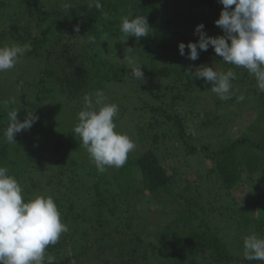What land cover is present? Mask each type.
Instances as JSON below:
<instances>
[{"label": "trees", "instance_id": "1", "mask_svg": "<svg viewBox=\"0 0 264 264\" xmlns=\"http://www.w3.org/2000/svg\"><path fill=\"white\" fill-rule=\"evenodd\" d=\"M5 1L6 11L1 8ZM89 3L0 0V43L30 46L24 55L37 59L38 85L60 97L73 122L69 131L76 143L67 138L63 124L61 131L53 124L49 131L32 126L22 131V140L17 133L16 143L7 142L8 112L17 103L0 105V165L21 184L25 199L51 195L69 229L46 254L55 257V264H264L243 258L245 237L264 238V136L254 139V130L264 133V92L247 69L221 57L214 70L237 74L231 99L221 100L211 83L191 77L196 70L192 60L178 49L181 42L198 41L195 28L201 23L208 36L223 35L215 24L223 5L218 0H100L97 9ZM130 14L145 16L151 28L149 36L141 37L146 41L136 38L133 47L144 81L156 80L140 105L148 107L140 116L150 120L142 123L137 117L141 148L128 154L123 167L100 173L73 129L85 94L107 93L126 81V68L102 59L100 49L103 40L104 47L113 48L111 40L125 37L121 17ZM213 53L211 46L200 51L195 63L209 61ZM252 111L258 116L254 129L234 137L236 118L244 112L249 118ZM18 119L25 118L18 112ZM29 132L37 138L27 153L33 144ZM199 154L210 160L209 168H182L191 167L185 165L187 157ZM171 158L178 165H165ZM240 185L253 188L238 202L232 191ZM138 195L154 201L149 213L138 208L144 205ZM154 212L163 215V223L151 229L145 220Z\"/></svg>", "mask_w": 264, "mask_h": 264}, {"label": "clouds", "instance_id": "2", "mask_svg": "<svg viewBox=\"0 0 264 264\" xmlns=\"http://www.w3.org/2000/svg\"><path fill=\"white\" fill-rule=\"evenodd\" d=\"M223 8L215 24L223 31L220 36H208L201 23L196 26L197 42L178 44L179 54L196 61L200 51L211 46L226 64L247 69L256 80V87L264 92V0H218ZM234 6V7H232ZM70 8V5H65ZM89 8L100 9V0H90ZM79 32V26H74ZM120 31L126 41L149 36L151 28L145 16L121 17ZM188 49L187 53L185 49ZM199 49V51H198ZM30 46L11 45L0 47V73L14 69ZM131 51V48L128 49ZM129 65L134 61L129 58ZM130 77L137 82L144 81L141 66L130 67ZM236 72H218L210 66L196 68L191 77L203 78L211 83V92L221 100L232 97V81ZM240 100L244 97L240 96ZM84 108L79 111L75 135L87 150L98 172L108 167L120 168L127 161L128 154L135 150V142L125 133L116 131L114 119L119 106L108 103L102 89L83 97ZM39 119L28 112L23 121L18 119V110L8 112V126L3 132L7 142H15L17 133L30 130ZM16 143V142H15ZM68 227L61 220V214L51 195H36L25 199L18 180L9 174L6 166L0 165V264H55V257L46 254L49 246L56 245ZM243 258L248 261L264 262V238L256 234L243 240Z\"/></svg>", "mask_w": 264, "mask_h": 264}, {"label": "rangeland", "instance_id": "3", "mask_svg": "<svg viewBox=\"0 0 264 264\" xmlns=\"http://www.w3.org/2000/svg\"><path fill=\"white\" fill-rule=\"evenodd\" d=\"M46 2H48L49 5H52V3H55V0H46ZM7 3L8 2L5 1L1 6V8L3 7V10L5 11L7 9ZM125 39L126 38L122 36L118 39L114 38L113 41L111 40L112 43L114 42L113 48H109V46L108 48L104 47V40L102 41L103 48L100 49L101 58L108 59L111 62L124 66L127 72L125 76L126 81L116 85L115 87H112L110 91L105 93V96L107 97L108 103H116L119 106L118 116L114 119V122L116 124V131L127 134L135 142V150H139L141 146L140 142L137 141V132L135 125L140 122L137 121L139 120V118L137 117H140V121L142 123H147L150 120L149 115H145L146 117L140 116L141 112L148 111V107L143 108L142 106H140L142 101L146 99L142 96H144L143 93L150 91L151 88L148 89V87L153 86V84L156 85V80L153 79L152 81L150 80L147 82L143 81L142 83L139 81L137 82L135 79H132L130 77L131 69L129 68L133 66H140V61L137 62V60L139 59L137 58L139 57V54L135 53V51L133 50L134 44L136 43L137 39L129 37L126 41H124ZM139 41H141V43H144L146 40L141 38L139 39ZM11 45L16 44H9L7 41L0 43V47ZM129 48H131V51L128 50ZM116 51L118 52L117 55H115ZM129 58L134 61L133 65H129ZM218 58L221 57H219L214 52L211 55V59L209 61L199 63H195V61H192L191 64L194 66L195 69L202 65H212V67H215V69L217 70L219 64ZM30 59H32L31 63L28 62ZM37 71V59L32 56L31 58H29L26 55H23L14 69L2 72V75H0V97H2L0 105H4L6 107L7 105L12 104V102L15 101L17 103L16 110H18L19 112V117L26 118L28 112H32L34 115L39 117V119L33 124V127L42 128L45 131L49 129V124L55 125L56 127H58L57 129L61 131L60 125L63 124V131L65 132L67 138H70L72 142L76 143V141L72 140V134L69 131V128L71 127L73 122L69 117L68 110H66L67 106L65 104H61L60 97L57 94L55 95L54 92L48 90L47 85L46 87L38 85ZM50 86L51 84L49 82V88H51ZM206 86L208 87L207 84ZM22 96L24 97L25 101H23ZM207 105L210 104L206 103L205 106L207 107ZM252 113L254 114L251 115V117L249 118L247 117V114L245 112L242 113L241 116L236 118L238 120V124L236 123V125H234L233 127L232 134L234 137H238L239 135H241V132L245 130V128L247 130L254 129L252 123L258 116L256 112L252 111ZM245 116L247 117V119L245 118ZM254 132V139L256 140H258L259 137L264 136V133L260 131V129L254 130ZM21 134L23 133L20 132L18 134L19 136H17L18 141L23 139L24 135ZM48 136H51V132H49ZM36 138L37 136L35 135V133H28V140H32L31 142H33V144H29L26 147L27 153H30L32 151L31 146L35 144ZM176 164L177 158H171L165 161V165L167 166L171 165L172 167L173 165L176 166ZM186 164L190 165L191 167L188 166L186 168H182L184 170H189V172H195V170L204 171L211 166L210 160H206L203 156H200V154L190 155L189 157H187L185 161V165ZM182 170H180V174L184 173ZM252 188L253 187H249L248 185H240L239 187L233 189L232 192L236 200L240 202L248 192L250 193L252 191ZM176 190L179 191L180 187L176 186ZM137 199V202H144V205L138 208L140 210L142 209L145 213H149V205L154 201L148 198L144 199L143 197H141V195H138ZM145 200L146 202H148L147 204L145 203ZM256 201L257 203H261L262 199ZM182 206L183 202L179 200V202L177 203V208L182 209ZM145 222L148 227L152 229L154 228V226L157 225V223H163V215H159L158 212H154L147 217ZM235 249L236 252H238V250L241 252L240 249L234 248V250Z\"/></svg>", "mask_w": 264, "mask_h": 264}]
</instances>
